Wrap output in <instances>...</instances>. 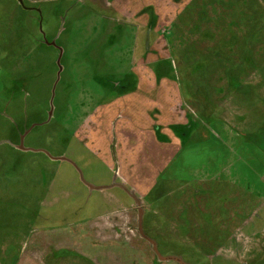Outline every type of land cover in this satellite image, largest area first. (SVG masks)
Masks as SVG:
<instances>
[{
  "label": "rangeland",
  "instance_id": "rangeland-1",
  "mask_svg": "<svg viewBox=\"0 0 264 264\" xmlns=\"http://www.w3.org/2000/svg\"><path fill=\"white\" fill-rule=\"evenodd\" d=\"M197 1L0 0V141L67 158L0 142V264H179L112 182L161 255L264 264V0Z\"/></svg>",
  "mask_w": 264,
  "mask_h": 264
},
{
  "label": "water",
  "instance_id": "water-1",
  "mask_svg": "<svg viewBox=\"0 0 264 264\" xmlns=\"http://www.w3.org/2000/svg\"><path fill=\"white\" fill-rule=\"evenodd\" d=\"M47 42V41H45ZM49 44H52L54 45V42H50ZM59 50V54L57 56V59H56V65H57V71H56V79L52 85V88H51V95H50V98H49V109H48V113H47V119L46 121H48L52 115V110H53V105H52V99H53V95H54V88H55V85L59 79V75H60V72L62 70V66L60 65L59 63V60H60V55H61V49L58 48ZM37 123H33L31 124L29 127L25 128L23 130L22 133L19 134V139H18V143H12L10 142L9 140H1L0 142H6V143H9L11 146H13L14 148L18 149V150H21V151H36V152H43L44 154H46L50 159L52 160H67V158H65V156L63 155H60V156H55V155H52L50 154L46 149H43V148H32V147H26L24 146V143H23V140L25 138V136L29 133V131L31 130V128L36 125ZM89 189H102V188H106V187H111V186H119L123 189H125L127 191V193L130 195V197L134 200L136 206H137V227H136V230L138 232V234L144 238L145 240H147V242L149 243L152 251L156 254L157 256V259L160 260V261H163V260H172V261H175V262H178L179 264H189L187 262H185L180 256L178 255H161L159 253V251L157 250V245H156V242L154 239L148 237L144 232H143V229H142V212H143V208L141 206V200L139 197H137L133 191L131 190H127L125 188V186L123 185V183H116V182H112L109 186H94V185H90V184H87Z\"/></svg>",
  "mask_w": 264,
  "mask_h": 264
},
{
  "label": "trees",
  "instance_id": "trees-1",
  "mask_svg": "<svg viewBox=\"0 0 264 264\" xmlns=\"http://www.w3.org/2000/svg\"><path fill=\"white\" fill-rule=\"evenodd\" d=\"M192 2L193 1H197V0H191ZM198 2V1H197ZM203 2V1H202ZM202 2H198V4H202ZM16 78V79H15ZM15 78H13L14 80H16V84H19V83H21V78H19V77H15ZM19 79V80H18ZM18 82V83H17ZM20 85V84H19ZM15 128H16V138H17V135H19V134H17L18 133V128H17V126H15ZM18 129V130H17Z\"/></svg>",
  "mask_w": 264,
  "mask_h": 264
},
{
  "label": "flooded vegetation",
  "instance_id": "flooded-vegetation-1",
  "mask_svg": "<svg viewBox=\"0 0 264 264\" xmlns=\"http://www.w3.org/2000/svg\"><path fill=\"white\" fill-rule=\"evenodd\" d=\"M191 1V0H190ZM203 0H201V2H202ZM137 231V230H136ZM139 237H141L140 235H138ZM142 238V237H141ZM143 240H145L144 238H142ZM146 241V240H145Z\"/></svg>",
  "mask_w": 264,
  "mask_h": 264
},
{
  "label": "crops",
  "instance_id": "crops-1",
  "mask_svg": "<svg viewBox=\"0 0 264 264\" xmlns=\"http://www.w3.org/2000/svg\"><path fill=\"white\" fill-rule=\"evenodd\" d=\"M132 191V190H131Z\"/></svg>",
  "mask_w": 264,
  "mask_h": 264
}]
</instances>
